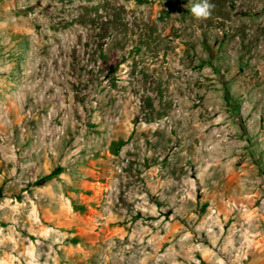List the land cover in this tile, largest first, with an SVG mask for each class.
<instances>
[{
    "label": "rangeland",
    "instance_id": "374dc122",
    "mask_svg": "<svg viewBox=\"0 0 264 264\" xmlns=\"http://www.w3.org/2000/svg\"><path fill=\"white\" fill-rule=\"evenodd\" d=\"M0 0V264H264V0Z\"/></svg>",
    "mask_w": 264,
    "mask_h": 264
},
{
    "label": "clouds",
    "instance_id": "9594fccd",
    "mask_svg": "<svg viewBox=\"0 0 264 264\" xmlns=\"http://www.w3.org/2000/svg\"><path fill=\"white\" fill-rule=\"evenodd\" d=\"M214 7L211 0H198L192 5L190 11L194 17L203 19L211 16Z\"/></svg>",
    "mask_w": 264,
    "mask_h": 264
}]
</instances>
